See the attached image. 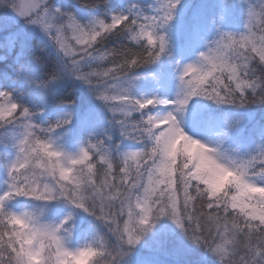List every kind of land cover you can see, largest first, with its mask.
Segmentation results:
<instances>
[{
  "label": "snow or ice",
  "instance_id": "6c2138e0",
  "mask_svg": "<svg viewBox=\"0 0 264 264\" xmlns=\"http://www.w3.org/2000/svg\"><path fill=\"white\" fill-rule=\"evenodd\" d=\"M0 30V264H264V0H0Z\"/></svg>",
  "mask_w": 264,
  "mask_h": 264
},
{
  "label": "trees",
  "instance_id": "16d2710c",
  "mask_svg": "<svg viewBox=\"0 0 264 264\" xmlns=\"http://www.w3.org/2000/svg\"><path fill=\"white\" fill-rule=\"evenodd\" d=\"M13 30H14L13 28L9 29V31H13ZM5 34H6V32H5ZM4 35H2V34L0 35V40H2L5 37ZM4 67H5L4 65H0V71H3ZM194 255L198 257L199 255H201V253L196 252V253H194ZM208 264H214V261H212V259L210 257L208 258Z\"/></svg>",
  "mask_w": 264,
  "mask_h": 264
},
{
  "label": "rangeland",
  "instance_id": "374dc122",
  "mask_svg": "<svg viewBox=\"0 0 264 264\" xmlns=\"http://www.w3.org/2000/svg\"><path fill=\"white\" fill-rule=\"evenodd\" d=\"M10 29V28H9ZM5 34V31H2V30H0V35L2 34V35H4ZM6 35H8V32H6V34L4 35V36H6Z\"/></svg>",
  "mask_w": 264,
  "mask_h": 264
}]
</instances>
